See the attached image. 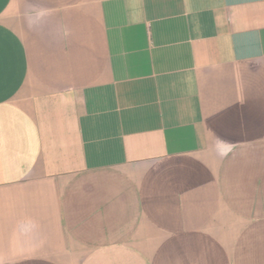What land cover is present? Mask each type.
<instances>
[{
	"label": "crops",
	"instance_id": "0c3cea01",
	"mask_svg": "<svg viewBox=\"0 0 264 264\" xmlns=\"http://www.w3.org/2000/svg\"><path fill=\"white\" fill-rule=\"evenodd\" d=\"M0 264H264V0H0Z\"/></svg>",
	"mask_w": 264,
	"mask_h": 264
}]
</instances>
